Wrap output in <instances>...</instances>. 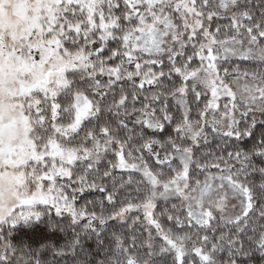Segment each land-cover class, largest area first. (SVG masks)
<instances>
[{"label": "snow or ice", "instance_id": "obj_1", "mask_svg": "<svg viewBox=\"0 0 264 264\" xmlns=\"http://www.w3.org/2000/svg\"><path fill=\"white\" fill-rule=\"evenodd\" d=\"M0 264H264V0H0Z\"/></svg>", "mask_w": 264, "mask_h": 264}, {"label": "trees", "instance_id": "obj_2", "mask_svg": "<svg viewBox=\"0 0 264 264\" xmlns=\"http://www.w3.org/2000/svg\"><path fill=\"white\" fill-rule=\"evenodd\" d=\"M21 231H23V229H21ZM18 235H19V233H18ZM25 239L27 238V237H24Z\"/></svg>", "mask_w": 264, "mask_h": 264}]
</instances>
